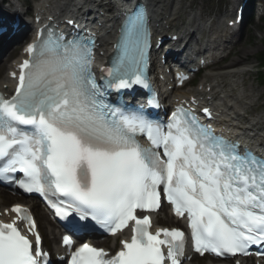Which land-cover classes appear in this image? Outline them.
<instances>
[{
    "label": "snow or ice",
    "instance_id": "snow-or-ice-1",
    "mask_svg": "<svg viewBox=\"0 0 264 264\" xmlns=\"http://www.w3.org/2000/svg\"><path fill=\"white\" fill-rule=\"evenodd\" d=\"M39 35L27 48L30 59L20 65L15 94L0 96V178L39 193L65 219L73 212L80 220L91 217L112 234L134 222L131 241H122L115 256L107 258L102 249L83 244L71 253L69 264H181L184 233L163 229L153 234L149 216L136 214L159 208L161 186L176 214L187 213L200 254L248 255L251 245L264 247V159L241 154L237 145L182 110L165 132L105 102L103 88L148 87L149 34L142 9L128 15L121 54L106 70L103 85L91 70L92 38L65 40L52 31ZM20 126H32L31 134ZM138 132L146 134L152 149L137 142ZM160 148L166 159L154 150ZM16 172L23 178L11 179ZM12 212L29 231L35 228L26 210L16 206ZM40 240L22 234L15 221L0 223V264H48ZM64 244L71 245L68 237Z\"/></svg>",
    "mask_w": 264,
    "mask_h": 264
},
{
    "label": "bare ground",
    "instance_id": "bare-ground-1",
    "mask_svg": "<svg viewBox=\"0 0 264 264\" xmlns=\"http://www.w3.org/2000/svg\"><path fill=\"white\" fill-rule=\"evenodd\" d=\"M83 1H89V0H81ZM49 0L47 3L43 5V8H41V11L47 10L46 6L49 4ZM81 2H77L73 5H71L70 0H63V7L72 8V10H65L64 12L70 13V14H78L82 10V8H78L80 6ZM150 4L154 6V3H157L156 0H149ZM252 0H250V8ZM68 5H71L68 6ZM6 8V7H5ZM38 12V10H36ZM52 13L54 16H57L58 13H62L63 11L61 9L54 11ZM172 12V10H171ZM39 13V12H38ZM175 15L178 14V12H174ZM198 15H196L194 18H197ZM176 19L173 20L175 22ZM200 21L201 19L194 20L193 22L196 23ZM98 22L103 23V20H99ZM107 24H112L111 21H108ZM196 25V24H194ZM242 30V29H241ZM108 36H104L102 40V45L100 52H104V54L107 53V46H108ZM234 51V58L231 60V63H229L223 70L219 71V74H216L215 76H208L205 80L204 89L203 91H206L208 88H210L213 92L212 95H214V101L213 103L216 104L220 112L222 113V116L220 118L224 119V126L229 127L230 130L234 133L243 132L245 135H247L248 139L251 140L254 143L258 142H264V114L253 116L251 113L256 109L258 106L255 102V99L253 96H251L252 89L249 87L248 89L244 86V76L246 71H240V67L249 61L250 53L246 50V48L242 49H233ZM238 56V57H237ZM11 62V61H10ZM10 62L1 63L0 62V76H2V68L5 67V70L9 66ZM242 63L241 65H239ZM0 87L7 88L9 87V82L6 79H3L0 81ZM200 93V91H194L191 94ZM232 94V97L227 95ZM182 97L188 96L185 93H181ZM209 96V95H208ZM199 97H202L200 94ZM238 125V127L236 126ZM234 126V127H233ZM232 127V128H231ZM229 131V130H228ZM1 195V192H0ZM28 205H33L32 201H28ZM3 206L0 204V207ZM3 208V207H2ZM37 209V207L35 206ZM2 211V210H0ZM4 211V209H3ZM37 221L40 226V230L44 233L45 240L48 242L51 246L58 245L57 240L55 238V230L52 228V225L50 222L45 218V216L41 213H38L37 215ZM156 224L160 223V220L156 219ZM172 221V220H169ZM176 227H179L178 224H175ZM53 238L52 240L49 239Z\"/></svg>",
    "mask_w": 264,
    "mask_h": 264
},
{
    "label": "rangeland",
    "instance_id": "rangeland-1",
    "mask_svg": "<svg viewBox=\"0 0 264 264\" xmlns=\"http://www.w3.org/2000/svg\"><path fill=\"white\" fill-rule=\"evenodd\" d=\"M233 1L234 0H198L197 9L204 8L206 13L220 17L223 14L229 13L228 5L233 4ZM255 1L257 2L262 0ZM190 2H192V0H187L185 3L190 4ZM196 11L199 12L200 10ZM239 48H246V50L250 53L249 61H247L241 69H247L249 71V74L245 77L246 87H252L255 90V97L258 94H263V97L257 102L258 106L256 107L259 114L262 115L264 114V88L259 87L256 81L255 68L257 64L255 61V55L264 50V22L261 21L259 25H250L248 33L244 39L240 44L236 45V49ZM231 60L232 59L228 60L226 64L230 63ZM2 70L4 71V68ZM250 71H253V73H250Z\"/></svg>",
    "mask_w": 264,
    "mask_h": 264
}]
</instances>
